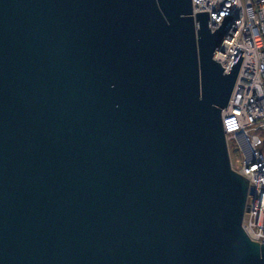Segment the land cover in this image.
<instances>
[{
    "label": "water",
    "instance_id": "95a60500",
    "mask_svg": "<svg viewBox=\"0 0 264 264\" xmlns=\"http://www.w3.org/2000/svg\"><path fill=\"white\" fill-rule=\"evenodd\" d=\"M232 17L0 0V264H264L223 123Z\"/></svg>",
    "mask_w": 264,
    "mask_h": 264
},
{
    "label": "built area",
    "instance_id": "2783aa9c",
    "mask_svg": "<svg viewBox=\"0 0 264 264\" xmlns=\"http://www.w3.org/2000/svg\"><path fill=\"white\" fill-rule=\"evenodd\" d=\"M194 14L209 10L210 27L215 30L226 15H233L223 50L216 57L228 69L241 49L243 59L235 90L223 110L232 166L249 179L254 193L249 195L244 228L249 236L264 242V152L259 131L264 129V0H192ZM198 26V24H197ZM241 151L236 167L230 143Z\"/></svg>",
    "mask_w": 264,
    "mask_h": 264
},
{
    "label": "rangeland",
    "instance_id": "374dc122",
    "mask_svg": "<svg viewBox=\"0 0 264 264\" xmlns=\"http://www.w3.org/2000/svg\"><path fill=\"white\" fill-rule=\"evenodd\" d=\"M259 132H261L260 136L262 138L263 143H261L258 147L262 152H264V129H261V131H259ZM230 147H231L232 157H233L234 163H235L236 167L239 168L241 166V163H242L243 155H242L241 151L239 150L238 146L233 141H231Z\"/></svg>",
    "mask_w": 264,
    "mask_h": 264
}]
</instances>
